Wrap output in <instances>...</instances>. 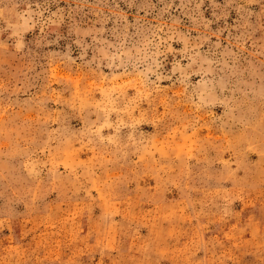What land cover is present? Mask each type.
Returning a JSON list of instances; mask_svg holds the SVG:
<instances>
[{
	"label": "rangeland",
	"instance_id": "obj_1",
	"mask_svg": "<svg viewBox=\"0 0 264 264\" xmlns=\"http://www.w3.org/2000/svg\"><path fill=\"white\" fill-rule=\"evenodd\" d=\"M0 264H264V0H0Z\"/></svg>",
	"mask_w": 264,
	"mask_h": 264
}]
</instances>
